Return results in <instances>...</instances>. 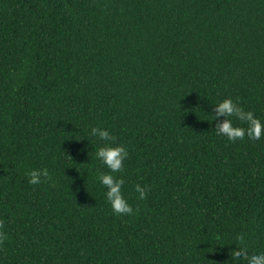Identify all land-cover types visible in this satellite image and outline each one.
<instances>
[{
    "label": "trees",
    "instance_id": "16d2710c",
    "mask_svg": "<svg viewBox=\"0 0 264 264\" xmlns=\"http://www.w3.org/2000/svg\"><path fill=\"white\" fill-rule=\"evenodd\" d=\"M224 98L264 123V0H0V264L264 252V140L216 134ZM93 127L128 150L111 174L131 216L97 179Z\"/></svg>",
    "mask_w": 264,
    "mask_h": 264
},
{
    "label": "clouds",
    "instance_id": "9594fccd",
    "mask_svg": "<svg viewBox=\"0 0 264 264\" xmlns=\"http://www.w3.org/2000/svg\"><path fill=\"white\" fill-rule=\"evenodd\" d=\"M224 117L222 122L217 120V117ZM235 117L241 123L246 124L247 130L236 126L232 118ZM208 121H215V132L218 136L226 137L229 141H244L250 140L253 143H259L264 140V123L256 119L251 112L245 111L232 98H224L215 104V113L212 114V119ZM90 135L97 137L106 143L98 148L95 155L103 166L109 169L108 173L101 172L97 176L99 182L105 188V197L107 202L111 205L114 214L118 216H131L137 211L128 202L122 189L125 183L124 179L117 178L111 173L121 172L124 168V161L127 159L129 153L125 145L117 143L116 137L106 128L93 127ZM29 177V184L37 185L42 182V178H50L49 172L45 170L33 169L26 173ZM150 189L147 185L136 184L135 192L138 193V199L146 200ZM6 238L3 231V224L0 222V243ZM241 251H234L231 259L237 262H246V264H264V252L249 254L245 248L244 238L237 240Z\"/></svg>",
    "mask_w": 264,
    "mask_h": 264
}]
</instances>
